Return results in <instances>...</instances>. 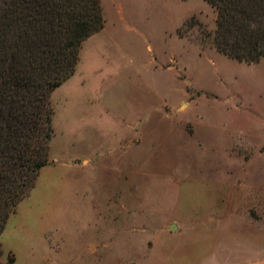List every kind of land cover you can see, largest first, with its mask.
<instances>
[{"label": "rangeland", "instance_id": "rangeland-1", "mask_svg": "<svg viewBox=\"0 0 264 264\" xmlns=\"http://www.w3.org/2000/svg\"><path fill=\"white\" fill-rule=\"evenodd\" d=\"M101 3L103 29L51 94V163L95 169L60 189L37 177L1 261L264 264V56L219 51L207 0Z\"/></svg>", "mask_w": 264, "mask_h": 264}, {"label": "trees", "instance_id": "trees-1", "mask_svg": "<svg viewBox=\"0 0 264 264\" xmlns=\"http://www.w3.org/2000/svg\"><path fill=\"white\" fill-rule=\"evenodd\" d=\"M214 43L239 61L264 56V0H207ZM104 27L101 0H0V234L49 163L52 92L74 75L82 43ZM3 249L0 246V264Z\"/></svg>", "mask_w": 264, "mask_h": 264}, {"label": "crops", "instance_id": "crops-1", "mask_svg": "<svg viewBox=\"0 0 264 264\" xmlns=\"http://www.w3.org/2000/svg\"><path fill=\"white\" fill-rule=\"evenodd\" d=\"M54 162L49 163L45 166H43L40 170L39 176H38V180H37V188L40 186L41 182H45L49 179H53L54 180V188L60 189L61 187H65L67 186L66 184H63V181H69L70 183L74 182V180L71 179H67L68 177L66 175H70L72 176V174L74 172H91V170L95 169V161L93 158L91 157H82V158H77V159H72L70 161H61L58 160L56 158H53ZM53 172H56L55 177L53 178ZM48 176V177H47ZM66 177L65 180H61L63 177ZM62 181V182H61ZM53 187H50L53 189ZM34 189V191H36V189ZM34 191L32 192V194L34 193ZM31 194V195H32ZM41 205L38 204V214H44L45 210L44 207H40ZM12 218L9 219V221L7 222V225L5 227V230L3 231V233L1 234V240H3V238H6V233L8 232V226L10 224V220ZM21 240H25V243H27V245L31 244L32 241H30L29 238H21ZM31 246V245H30ZM193 254V251L188 250V251H184L182 252L184 254Z\"/></svg>", "mask_w": 264, "mask_h": 264}, {"label": "bare ground", "instance_id": "bare-ground-1", "mask_svg": "<svg viewBox=\"0 0 264 264\" xmlns=\"http://www.w3.org/2000/svg\"><path fill=\"white\" fill-rule=\"evenodd\" d=\"M240 240H241V238H240ZM244 240V239H243ZM247 243H249V242H247Z\"/></svg>", "mask_w": 264, "mask_h": 264}]
</instances>
